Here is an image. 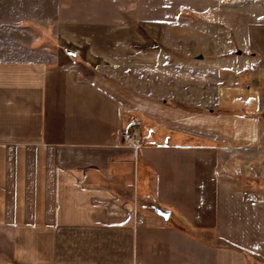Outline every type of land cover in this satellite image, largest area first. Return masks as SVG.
Returning <instances> with one entry per match:
<instances>
[{
    "label": "crops",
    "instance_id": "1",
    "mask_svg": "<svg viewBox=\"0 0 264 264\" xmlns=\"http://www.w3.org/2000/svg\"><path fill=\"white\" fill-rule=\"evenodd\" d=\"M144 1L135 26L0 0V264H264L263 159L231 143L259 136L184 84L190 0Z\"/></svg>",
    "mask_w": 264,
    "mask_h": 264
},
{
    "label": "rangeland",
    "instance_id": "2",
    "mask_svg": "<svg viewBox=\"0 0 264 264\" xmlns=\"http://www.w3.org/2000/svg\"><path fill=\"white\" fill-rule=\"evenodd\" d=\"M56 4L60 21L149 24L140 18L144 0H56ZM189 5L191 9L186 8L177 22L183 46L172 50L183 58L184 84L197 87L198 93H214V113L229 111L253 124L258 138L245 145L231 143L240 148L237 153L245 154L251 168L258 169L257 158L264 163V0H190ZM157 26L158 39L172 48L174 29L169 24ZM189 68L193 76L186 73ZM238 125V119L232 120L230 130Z\"/></svg>",
    "mask_w": 264,
    "mask_h": 264
},
{
    "label": "built area",
    "instance_id": "3",
    "mask_svg": "<svg viewBox=\"0 0 264 264\" xmlns=\"http://www.w3.org/2000/svg\"><path fill=\"white\" fill-rule=\"evenodd\" d=\"M122 140L134 149H138L143 141L140 126L133 124L121 132ZM243 198L251 205H256L259 200V193L253 189L246 188L242 191Z\"/></svg>",
    "mask_w": 264,
    "mask_h": 264
},
{
    "label": "water",
    "instance_id": "4",
    "mask_svg": "<svg viewBox=\"0 0 264 264\" xmlns=\"http://www.w3.org/2000/svg\"><path fill=\"white\" fill-rule=\"evenodd\" d=\"M162 215L164 216L165 219H168L169 218V213H162Z\"/></svg>",
    "mask_w": 264,
    "mask_h": 264
},
{
    "label": "trees",
    "instance_id": "5",
    "mask_svg": "<svg viewBox=\"0 0 264 264\" xmlns=\"http://www.w3.org/2000/svg\"><path fill=\"white\" fill-rule=\"evenodd\" d=\"M174 221L173 218L171 219V222Z\"/></svg>",
    "mask_w": 264,
    "mask_h": 264
}]
</instances>
